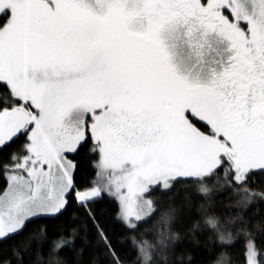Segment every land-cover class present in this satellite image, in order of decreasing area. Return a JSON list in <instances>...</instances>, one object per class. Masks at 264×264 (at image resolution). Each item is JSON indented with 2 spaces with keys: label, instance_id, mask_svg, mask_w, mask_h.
<instances>
[{
  "label": "snow or ice",
  "instance_id": "snow-or-ice-1",
  "mask_svg": "<svg viewBox=\"0 0 264 264\" xmlns=\"http://www.w3.org/2000/svg\"><path fill=\"white\" fill-rule=\"evenodd\" d=\"M258 177L264 0H0V246L77 213L71 231H40L41 259L21 241L0 264H68V251L126 264L107 219L135 238V264H177L171 232L136 236L175 223L182 209L161 198L177 196L202 206L194 227L239 249L226 264H264V223L247 211L264 202Z\"/></svg>",
  "mask_w": 264,
  "mask_h": 264
},
{
  "label": "trees",
  "instance_id": "trees-1",
  "mask_svg": "<svg viewBox=\"0 0 264 264\" xmlns=\"http://www.w3.org/2000/svg\"><path fill=\"white\" fill-rule=\"evenodd\" d=\"M91 177V172L86 171L84 168L81 169L79 178L82 182L87 181ZM264 178L258 177L256 179L257 186H261V182ZM0 186H2V181H0ZM182 188L178 189L182 191ZM228 207H234V202H229L227 198L223 201H217V208H220L221 204ZM176 205L182 212L179 219L175 222H165L161 217L154 218L147 224L141 227V230L136 234L137 237L154 236L159 237L161 232L165 234L171 232L172 241L168 245V255L167 259L169 261L178 262L184 260L185 264L189 261L194 262V264H217L223 259L232 261H237L239 256V249H234L229 251L226 248H221L219 240L207 227H194V223L202 219L203 217L201 208L202 206L195 201H189L187 197H163L161 198V210L162 212L167 211L169 207ZM105 209L106 216L110 217L112 208L114 205L111 201H106L101 205ZM248 214L252 219V225L254 228L259 230L262 223H264V202H261L258 195L252 201L251 207L247 208ZM77 219V213L74 209L70 208L63 216L59 218L48 217L40 220L36 223L28 225L27 230L24 235L17 240L9 241L0 246V252L7 253L10 249H13L17 243L21 241H26L31 244L33 241L36 242L35 246L37 251L33 256L34 260L41 259V254L39 252V242H40V231L47 229L49 232L55 231H71L72 222ZM106 222L109 223L110 231L115 234V238L121 242V255L125 258L126 264H135L136 255L134 246L128 243L127 240L135 238H125L122 235L123 230L107 219ZM79 227V226H77ZM78 248L80 245L77 246ZM46 255V253H45ZM101 253L95 251V249H90L86 254L84 259L88 260L90 258H101ZM62 259H65L68 264H76L78 259L72 252L68 251L62 254ZM163 258V257H162Z\"/></svg>",
  "mask_w": 264,
  "mask_h": 264
},
{
  "label": "rangeland",
  "instance_id": "rangeland-1",
  "mask_svg": "<svg viewBox=\"0 0 264 264\" xmlns=\"http://www.w3.org/2000/svg\"><path fill=\"white\" fill-rule=\"evenodd\" d=\"M217 264H226V260L223 259V261L218 262Z\"/></svg>",
  "mask_w": 264,
  "mask_h": 264
}]
</instances>
